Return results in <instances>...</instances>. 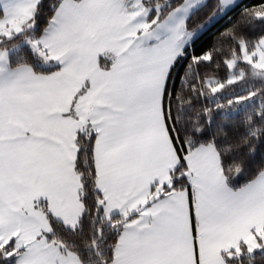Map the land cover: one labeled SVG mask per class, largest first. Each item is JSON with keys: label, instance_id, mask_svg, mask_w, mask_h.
I'll return each mask as SVG.
<instances>
[{"label": "snow or ice", "instance_id": "snow-or-ice-1", "mask_svg": "<svg viewBox=\"0 0 264 264\" xmlns=\"http://www.w3.org/2000/svg\"><path fill=\"white\" fill-rule=\"evenodd\" d=\"M264 257V0H0V264Z\"/></svg>", "mask_w": 264, "mask_h": 264}, {"label": "trees", "instance_id": "trees-1", "mask_svg": "<svg viewBox=\"0 0 264 264\" xmlns=\"http://www.w3.org/2000/svg\"><path fill=\"white\" fill-rule=\"evenodd\" d=\"M255 264H264V257L257 253L255 257Z\"/></svg>", "mask_w": 264, "mask_h": 264}]
</instances>
